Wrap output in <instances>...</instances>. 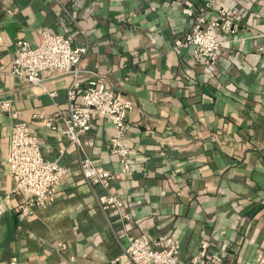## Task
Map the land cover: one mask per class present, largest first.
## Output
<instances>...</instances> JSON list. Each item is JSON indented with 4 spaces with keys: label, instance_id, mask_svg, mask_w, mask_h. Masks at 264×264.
<instances>
[{
    "label": "crops",
    "instance_id": "0c3cea01",
    "mask_svg": "<svg viewBox=\"0 0 264 264\" xmlns=\"http://www.w3.org/2000/svg\"><path fill=\"white\" fill-rule=\"evenodd\" d=\"M222 2L244 40L224 43L211 64L174 47L200 15L213 17L203 0H0V97L12 104L0 112V199L12 189L5 158L15 123L28 125L45 160L66 169L54 203L23 219L12 210L1 217V260L107 264L123 252L125 234L171 237L185 264H255L264 254V0ZM43 32L86 47L82 89L94 73L133 105L130 174L110 152L108 119L92 116L81 138L85 154L115 176L109 191L123 202L122 222L101 210L103 191L84 181L81 152L60 133L57 112L67 113L73 78L45 75L42 87H29L9 74L16 42L35 46ZM38 116L53 117L54 129Z\"/></svg>",
    "mask_w": 264,
    "mask_h": 264
},
{
    "label": "built area",
    "instance_id": "2783aa9c",
    "mask_svg": "<svg viewBox=\"0 0 264 264\" xmlns=\"http://www.w3.org/2000/svg\"><path fill=\"white\" fill-rule=\"evenodd\" d=\"M203 6L206 11L212 12L213 17L206 19L200 15L190 31L175 41L174 47L190 48L193 55L201 56L212 64L218 60L224 43H237L244 38L237 34L239 24L231 6L222 0H203ZM257 37L264 38V33ZM85 53L86 47L74 45L72 35L43 32L35 46L24 40L16 42V55L10 64L9 74L29 87H42L45 75L50 79L67 75L73 78L66 92L67 113L62 115L57 112L63 124L60 133L80 150L79 172L84 181L103 191L96 198L101 210L114 211L122 222L127 218L123 202L109 191L115 176L97 166L85 154L81 138L90 131L92 116L108 119L113 127V134L108 140L110 152L118 158L121 172L130 174L132 150L125 143V124L133 105L130 101L117 98L103 76L90 73L92 79L84 89L80 87L78 64ZM11 106V100L0 97V112L9 113ZM38 118L44 126L54 129L53 117ZM5 162L12 189L0 199V219L11 210L16 211L20 218H26L35 209L54 203L60 196L59 185L66 169L57 162L44 159L38 140L27 124L18 122L12 125ZM19 197L22 200L13 205V200ZM124 236L126 245L123 252L107 264H185L179 260V242L171 237L162 235L148 239L128 234ZM0 264L19 263L12 257L8 261L0 259ZM189 264H199L198 258L195 257ZM255 264H264L263 253L255 256Z\"/></svg>",
    "mask_w": 264,
    "mask_h": 264
}]
</instances>
